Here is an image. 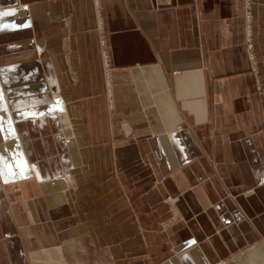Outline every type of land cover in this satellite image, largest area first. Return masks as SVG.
Returning <instances> with one entry per match:
<instances>
[{
    "label": "crops",
    "instance_id": "obj_1",
    "mask_svg": "<svg viewBox=\"0 0 264 264\" xmlns=\"http://www.w3.org/2000/svg\"><path fill=\"white\" fill-rule=\"evenodd\" d=\"M99 6L0 0V264H264V0Z\"/></svg>",
    "mask_w": 264,
    "mask_h": 264
},
{
    "label": "built area",
    "instance_id": "obj_2",
    "mask_svg": "<svg viewBox=\"0 0 264 264\" xmlns=\"http://www.w3.org/2000/svg\"><path fill=\"white\" fill-rule=\"evenodd\" d=\"M96 6H99V0H95ZM247 47L249 50H251L252 47V43H251V38H250V16L247 15ZM100 44L102 46V56H103V62H104V66H105V74L107 77V84L108 87H111V74H110V70H111V56H110V52L109 49L107 47V40H106V36L105 34L100 30ZM249 58L251 61H253V53L249 52ZM177 73H179V71H176Z\"/></svg>",
    "mask_w": 264,
    "mask_h": 264
},
{
    "label": "bare ground",
    "instance_id": "obj_3",
    "mask_svg": "<svg viewBox=\"0 0 264 264\" xmlns=\"http://www.w3.org/2000/svg\"><path fill=\"white\" fill-rule=\"evenodd\" d=\"M98 8V7H97Z\"/></svg>",
    "mask_w": 264,
    "mask_h": 264
}]
</instances>
